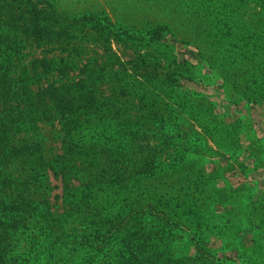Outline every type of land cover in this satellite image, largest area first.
Returning <instances> with one entry per match:
<instances>
[{
    "label": "rangeland",
    "instance_id": "rangeland-1",
    "mask_svg": "<svg viewBox=\"0 0 264 264\" xmlns=\"http://www.w3.org/2000/svg\"><path fill=\"white\" fill-rule=\"evenodd\" d=\"M46 1L58 19L57 43L67 35L69 43L82 45L80 57L96 59L92 67L100 76L95 80L100 116L80 119L71 136L73 152L62 150L64 131L57 121L38 125L48 158L64 155L75 165L69 197L60 178H45L55 215H65L69 200L77 206L82 196L109 216L129 204H152L157 211L167 206L168 219L178 226L158 243L164 258L169 253L173 260L192 258L194 236L204 257L264 264V63L231 69L230 58L243 46L247 51L262 44L257 36L264 35V9L258 0ZM106 21L108 27L91 25ZM158 27L168 41L131 44L134 32ZM123 32L131 38L122 40ZM48 48L28 44L18 63L32 72L30 62ZM58 49L55 55L64 56ZM173 54L187 63L180 66ZM134 63L158 65L151 76L161 83L140 84L142 70L132 69ZM175 66L190 81L181 79L172 96L174 89L159 73L170 75ZM185 93L193 95L191 101ZM169 132L178 136L175 144ZM162 135L167 142L160 144ZM156 155L153 169L147 160Z\"/></svg>",
    "mask_w": 264,
    "mask_h": 264
},
{
    "label": "trees",
    "instance_id": "trees-1",
    "mask_svg": "<svg viewBox=\"0 0 264 264\" xmlns=\"http://www.w3.org/2000/svg\"><path fill=\"white\" fill-rule=\"evenodd\" d=\"M258 2L264 9V0ZM57 24L56 13L46 0H0V264H97L99 260L105 264H197L201 260L224 264L221 258L204 257L200 240L194 236L192 258L173 260L171 253L164 258L158 243L168 240L169 231L178 226L168 219L167 206L157 211L152 204H129L120 208L116 216H109L90 198L82 196L77 206L69 200L65 215H55L46 199L45 178L48 175L60 178L69 197L75 165L64 155L48 158L38 140V125L57 121L61 132L64 131L62 150L67 154L73 152L71 136L81 126L80 119L85 122L100 116L95 95V80L100 76L95 77L92 67L97 60L84 59L83 55L81 58L83 46L69 43L67 35L64 42L57 43ZM93 24L109 26L108 21ZM162 30L158 27L134 32L131 44L160 46L169 40ZM122 36V40L131 38L126 32ZM251 38L255 35L248 37L247 42ZM257 40L262 44H253V49L247 51L243 46L240 52L231 55V69L264 63V35L257 36ZM28 44L50 47L30 62L32 72L18 63ZM57 46L64 56L55 55ZM173 57L180 61V66L187 63L176 54ZM180 66H175L170 75L159 73L170 89L179 88L183 78L190 81L180 72ZM120 67L126 74L128 69L122 64ZM158 68V65L149 68L146 63L132 65V69L142 70L138 76L140 84L159 83L156 75L151 76L157 74ZM221 79L229 83L225 77ZM173 93L175 89L170 92ZM185 96L188 101L193 97L189 93ZM162 137L160 144L167 142V135ZM176 139L178 136L169 132L168 140L175 144ZM156 158L157 155L147 160L153 163V169L158 167ZM120 184L123 186V181ZM147 216L154 225L146 223Z\"/></svg>",
    "mask_w": 264,
    "mask_h": 264
}]
</instances>
